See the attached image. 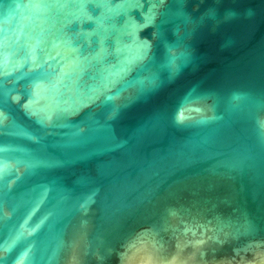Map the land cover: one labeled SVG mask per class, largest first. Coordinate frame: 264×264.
Returning a JSON list of instances; mask_svg holds the SVG:
<instances>
[{
	"label": "water",
	"instance_id": "95a60500",
	"mask_svg": "<svg viewBox=\"0 0 264 264\" xmlns=\"http://www.w3.org/2000/svg\"><path fill=\"white\" fill-rule=\"evenodd\" d=\"M0 264H264V0H0Z\"/></svg>",
	"mask_w": 264,
	"mask_h": 264
}]
</instances>
